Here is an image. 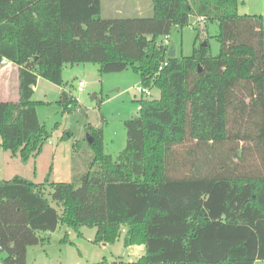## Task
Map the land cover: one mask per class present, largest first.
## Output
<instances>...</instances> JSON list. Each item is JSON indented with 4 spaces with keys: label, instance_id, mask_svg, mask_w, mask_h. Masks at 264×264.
Masks as SVG:
<instances>
[{
    "label": "trees",
    "instance_id": "1",
    "mask_svg": "<svg viewBox=\"0 0 264 264\" xmlns=\"http://www.w3.org/2000/svg\"><path fill=\"white\" fill-rule=\"evenodd\" d=\"M150 1V16L105 18L101 0H0V62L18 66V100L0 101V148L22 162L48 138L32 98L39 77L61 86L65 64L90 62L130 67L159 90L140 94L117 161L87 124L92 160L72 183L50 181L51 165L42 183L0 180L2 264H24L38 233L59 223L94 227L97 243L126 225L124 244L144 246L135 264L264 260L263 17L239 14L238 0ZM198 17L218 23L217 55L204 39L166 57L171 28ZM58 104L79 110L70 91Z\"/></svg>",
    "mask_w": 264,
    "mask_h": 264
},
{
    "label": "rangeland",
    "instance_id": "2",
    "mask_svg": "<svg viewBox=\"0 0 264 264\" xmlns=\"http://www.w3.org/2000/svg\"><path fill=\"white\" fill-rule=\"evenodd\" d=\"M116 1L118 3L103 0L100 16L144 17L152 13L150 0ZM198 26L199 28L191 19L190 24L183 28H171L169 40L176 45L177 57L191 55L194 43L196 45L204 39L209 43L210 54L217 55L219 42L214 36L218 33V23L207 21ZM107 66L109 65L101 68L100 64L90 62L65 64L61 71V86L38 78L32 98L41 103L37 105L36 112L39 123L48 132V138L38 155L24 165L27 166L24 169L26 172L19 165V169L15 170L17 173L42 183L51 165L50 181L72 183L75 177L88 170L92 160L86 142L87 124L102 129L104 152L112 161H117L127 144L126 124L138 113L140 94L137 88L149 90L150 95L143 96L148 99L158 98L159 90L144 87L140 83L139 74L130 67ZM80 80L85 84L82 90L77 89V82ZM61 90L70 91L77 99L78 111H62L58 104ZM100 99L102 102L99 104ZM4 154L6 161L12 153L5 151ZM0 163H4L3 158ZM16 166L17 164L2 171L0 177H11ZM49 191V187L45 186V193ZM126 229V225H121L118 237L112 243H97L93 241L96 231L94 227L82 226L77 231L59 223L53 232L38 233L43 239L27 246L24 264H135L144 254V247L142 244L125 245ZM4 256L5 254H0L1 264Z\"/></svg>",
    "mask_w": 264,
    "mask_h": 264
},
{
    "label": "crops",
    "instance_id": "3",
    "mask_svg": "<svg viewBox=\"0 0 264 264\" xmlns=\"http://www.w3.org/2000/svg\"><path fill=\"white\" fill-rule=\"evenodd\" d=\"M109 1L110 3L112 2V0H109ZM113 1L118 3L116 0H113ZM122 1L124 0H120L119 2H122ZM102 2L103 0H101V9L103 5ZM237 11L239 14H260L263 17V52H264V0H238ZM166 40L167 42L170 41L169 36L166 38ZM175 50H176V45H175ZM17 84H18V66L8 61L6 64H0V101L16 102L18 100ZM34 93H35V87H34ZM62 138L63 136L60 139ZM4 153L5 151L0 148V162H1V158H3V161H4V163H0V173L2 171L3 172L7 171V169L10 166H14L15 164H17V166L15 167L14 171L19 169V165H21V170L26 169L27 166H24V165H27L29 160L26 162H22L20 158L18 157V153H14V154H9V157L5 161L6 154ZM22 163H25V164H22ZM25 172L26 171L24 170V173ZM15 176H19L21 178L35 182L29 179L28 177L26 178L25 177L26 175L22 173H17V171H15L9 178L0 177V180H9ZM35 183H38V182H35ZM256 263H264V260H256L254 264Z\"/></svg>",
    "mask_w": 264,
    "mask_h": 264
},
{
    "label": "built area",
    "instance_id": "4",
    "mask_svg": "<svg viewBox=\"0 0 264 264\" xmlns=\"http://www.w3.org/2000/svg\"><path fill=\"white\" fill-rule=\"evenodd\" d=\"M194 21H195V24H196V25H199L200 23H203V22H204V18H203V17H198V18H196ZM165 42L168 43L166 39H165ZM6 63H7V61H6L5 59H2L1 62H0V64H6ZM166 64H167V61L165 60V61L159 66V70H161ZM84 86H85V84H84L83 81L80 80V81L77 82V89H78V90H82V88H83ZM137 91H138L139 94H142V95H145V96L150 95V91H149V90H145V89H143V88H141V87H138V88H137ZM139 108H140V105L138 106V109H139ZM0 264H1V263H0Z\"/></svg>",
    "mask_w": 264,
    "mask_h": 264
},
{
    "label": "water",
    "instance_id": "5",
    "mask_svg": "<svg viewBox=\"0 0 264 264\" xmlns=\"http://www.w3.org/2000/svg\"><path fill=\"white\" fill-rule=\"evenodd\" d=\"M204 43V42H203ZM166 57L168 58H174L176 57V50H175V44L172 40L168 42L167 50H166ZM92 139L88 136L87 142L91 143Z\"/></svg>",
    "mask_w": 264,
    "mask_h": 264
}]
</instances>
